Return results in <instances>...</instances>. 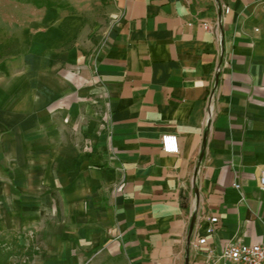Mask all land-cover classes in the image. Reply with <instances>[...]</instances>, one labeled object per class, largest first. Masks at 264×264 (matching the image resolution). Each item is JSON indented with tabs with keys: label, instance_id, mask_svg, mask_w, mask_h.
Listing matches in <instances>:
<instances>
[{
	"label": "crops",
	"instance_id": "crops-1",
	"mask_svg": "<svg viewBox=\"0 0 264 264\" xmlns=\"http://www.w3.org/2000/svg\"><path fill=\"white\" fill-rule=\"evenodd\" d=\"M4 11L6 226L50 236L54 264L76 244L107 264H204L264 240V0H110L102 34L74 3Z\"/></svg>",
	"mask_w": 264,
	"mask_h": 264
},
{
	"label": "rangeland",
	"instance_id": "rangeland-1",
	"mask_svg": "<svg viewBox=\"0 0 264 264\" xmlns=\"http://www.w3.org/2000/svg\"><path fill=\"white\" fill-rule=\"evenodd\" d=\"M27 3H57L67 8H69L70 4L74 3L78 11L86 14V16L93 20V24H95V22L101 24L96 28L97 33L99 34L103 33L104 26L109 23L111 18L106 12L110 0H0V37L2 40L4 36V25H2V19L5 14L4 8L8 7L16 10L19 4ZM6 14L8 18L11 17L9 11ZM17 14H19V12ZM9 42L12 51H14L15 42L13 37L9 39ZM98 118L101 121L100 124H104L103 117L101 118L99 113ZM47 221L51 222L50 220ZM46 238L48 239V244L44 247L40 237L32 232V229H13L12 227L6 226L3 219L0 217V247L4 251L10 252L7 259L8 264H54V261L57 258V253H55L57 247L51 244L50 236ZM58 255V259H60L61 254H59V252ZM74 256H78L75 264L108 263L104 257H101L100 248H97L92 252H87L83 250L81 245L76 244L71 252V258Z\"/></svg>",
	"mask_w": 264,
	"mask_h": 264
},
{
	"label": "built area",
	"instance_id": "built-area-1",
	"mask_svg": "<svg viewBox=\"0 0 264 264\" xmlns=\"http://www.w3.org/2000/svg\"><path fill=\"white\" fill-rule=\"evenodd\" d=\"M223 11L228 12L229 8L223 4ZM220 24V16L218 20H215L213 24L203 22V26L206 30L215 31ZM219 70V66H215V72ZM214 97V89L209 92V95L205 102V118L207 122H210L214 117L212 109V99ZM161 148L166 153L176 154L179 151L177 137L173 134H164L160 138ZM260 182L264 183V174L260 177ZM237 187V185H236ZM209 225L206 228L207 233H213L217 227L218 218L213 215L207 216ZM206 242L205 237H200L197 243L192 244L197 246ZM219 261V264H264V240L258 243L246 244L241 241H229L220 250V252L214 256L211 251L208 252L204 264H215Z\"/></svg>",
	"mask_w": 264,
	"mask_h": 264
},
{
	"label": "trees",
	"instance_id": "trees-1",
	"mask_svg": "<svg viewBox=\"0 0 264 264\" xmlns=\"http://www.w3.org/2000/svg\"><path fill=\"white\" fill-rule=\"evenodd\" d=\"M9 254H10V252L4 251L0 247V264H8L7 259H8Z\"/></svg>",
	"mask_w": 264,
	"mask_h": 264
}]
</instances>
